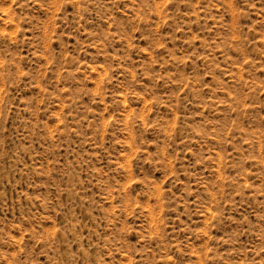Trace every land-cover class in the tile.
I'll return each mask as SVG.
<instances>
[{
  "label": "rangeland",
  "instance_id": "374dc122",
  "mask_svg": "<svg viewBox=\"0 0 264 264\" xmlns=\"http://www.w3.org/2000/svg\"><path fill=\"white\" fill-rule=\"evenodd\" d=\"M0 264H264V0H0Z\"/></svg>",
  "mask_w": 264,
  "mask_h": 264
}]
</instances>
